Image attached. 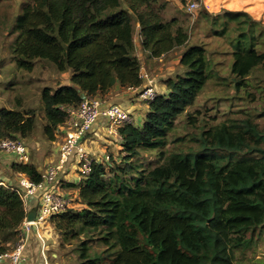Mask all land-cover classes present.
<instances>
[{
    "label": "trees",
    "instance_id": "1",
    "mask_svg": "<svg viewBox=\"0 0 264 264\" xmlns=\"http://www.w3.org/2000/svg\"><path fill=\"white\" fill-rule=\"evenodd\" d=\"M16 16L13 59L32 72L37 61L70 72V84L42 91L49 141L84 97L114 86L139 88L141 62L135 33L153 58L184 48L182 71L164 80L165 93L148 104L143 123L120 129L122 155L96 162L78 190L74 207L50 222L61 246L75 244L77 264H237L264 229V26L248 12L211 15V32L231 47V83L237 92L256 86L261 105L239 112L199 133L175 136L208 82L216 76L207 49L189 44L186 23L166 16L163 0H25ZM250 95V93H249ZM259 119L262 120L259 122ZM33 111L0 108V142L29 137ZM158 152L156 165L146 152ZM14 175L40 182L34 163L13 162ZM18 183L0 184V255L14 248L26 216ZM82 208H76V201Z\"/></svg>",
    "mask_w": 264,
    "mask_h": 264
},
{
    "label": "rangeland",
    "instance_id": "2",
    "mask_svg": "<svg viewBox=\"0 0 264 264\" xmlns=\"http://www.w3.org/2000/svg\"><path fill=\"white\" fill-rule=\"evenodd\" d=\"M24 1L0 0V108L5 107L34 112L36 117L35 130L29 137L19 138V140L29 149L30 163H43L44 165L49 158L48 151L55 154L58 145L57 143H51L44 133L46 117L42 103V91L45 87L54 90L58 85L67 82L70 72L60 73L52 64L46 61H37L32 72L21 71L17 68L12 50L17 37L14 27L16 16L21 11V4ZM163 1L166 2L167 17L175 16L186 23L190 38L188 45L200 44L206 47L213 64L214 73H216V76L208 82L194 105L187 109V114L193 115L197 122L193 126H189L186 114L178 120L177 130L174 135H187L186 142L189 144L188 140L192 133L197 135L203 127L216 125L239 112L254 113L262 103L260 92L256 86L240 92L235 90L234 84L231 83L232 77L230 75L232 64L231 47L224 38L215 36L211 32L209 21L201 14V11H206L211 15L222 13L224 10L245 11L264 26V0ZM192 3H197L198 5L194 13L189 12V7ZM184 50V48L175 49L162 57V59L141 57L140 62L146 70L143 72L157 79L156 89L158 93L160 89L163 92L161 84L165 79L173 77L182 71L179 60ZM150 69L153 71L150 72ZM263 80L264 72L257 70L252 77V81L256 83ZM133 103L141 107L131 110L134 124L139 126L143 122L148 105L142 101H134ZM261 121L259 119V122ZM104 142L106 143V141ZM115 144L114 148L108 146L104 150L103 147L107 144L102 145V148H98L99 153L103 152V155L100 156L102 160L105 159V155L109 156V160H104L105 164H110L112 160H118L122 155V150L118 148L119 142L116 141ZM91 145L95 146L94 143ZM144 158L147 163L153 165L159 162L157 151L144 153ZM14 161L12 154L0 150V178L7 176V169ZM6 184L8 185V183ZM72 197L74 196L72 195ZM75 203H77L76 208H82L78 200ZM58 242L60 247H55L60 256L58 264H77L75 244L61 246L60 236ZM237 255V264H264V229L253 249L246 252L244 257L240 253Z\"/></svg>",
    "mask_w": 264,
    "mask_h": 264
},
{
    "label": "built area",
    "instance_id": "3",
    "mask_svg": "<svg viewBox=\"0 0 264 264\" xmlns=\"http://www.w3.org/2000/svg\"><path fill=\"white\" fill-rule=\"evenodd\" d=\"M198 8L197 3H192L189 12L194 13ZM143 84L139 88H129L136 92L138 99L147 105L157 95L156 81L148 73L141 71ZM69 120L59 127L58 157L48 163L42 170L41 181L33 182L29 177L20 174L18 186L19 193L24 202L27 213L35 204L37 210L33 221H27V213L19 231V239L14 248L0 255V264H24L27 259V249L32 233L36 232L38 238L40 229L46 227L54 215L61 214L74 207V200L60 189L61 175L74 164L77 167L79 180L85 179L91 173L96 162L109 160L94 157L89 152L86 141L98 124L101 117L105 119L109 135L121 140L120 129L128 124H134L132 112L121 104L104 105L99 97H84L77 109H69ZM60 135V136H59ZM0 150L12 154L15 162L29 163V149L19 139H4L0 142Z\"/></svg>",
    "mask_w": 264,
    "mask_h": 264
},
{
    "label": "crops",
    "instance_id": "4",
    "mask_svg": "<svg viewBox=\"0 0 264 264\" xmlns=\"http://www.w3.org/2000/svg\"><path fill=\"white\" fill-rule=\"evenodd\" d=\"M135 45H136V56L139 58L140 61H141V57H145L149 59H162V57L153 58L146 51L142 49L141 39L139 36L138 29L135 33ZM141 69L142 71L145 70L142 63H141ZM152 71L153 70L150 69V72ZM155 81L157 82V79H155ZM69 84L70 83L68 80L67 82L61 85H69ZM161 85L163 88L162 89L163 92L160 89L159 93L162 94L166 92V86L163 83ZM98 97L103 100L105 106L110 105V104H121L129 108L130 110H135L137 107L141 108L140 105H135V103H133L134 101H140L136 95V92L133 90H130L129 88L127 89L122 88L119 85L114 86L108 93L104 94L103 96L99 95ZM133 97H136V98H133ZM147 111H148V106L146 108V112ZM101 140L106 141V143L104 141L101 142ZM59 141H60V138L59 140L55 142H51V143L53 144L57 143L58 145ZM116 141L119 142V146L117 145L118 148L122 150L121 141L108 134L106 125H105V119L101 117L98 124L94 127L93 132L88 136L87 141H86V146L89 152H91L93 156L95 155L94 157L100 158V156L103 155V152L99 153L98 148L100 147L102 148V145H106V144L107 145L103 147L104 150L108 146L114 148L116 146L115 144ZM93 143L95 144V146L91 145ZM48 154H49V158L47 159L48 161H45L44 165L43 163L42 164L34 163L37 166V168L41 171L46 167L48 163L57 159L58 149L55 154L51 153V151H48ZM18 179H19V175H14L11 168L9 167V169H7V176L0 178V184L7 185L6 183H8V185H10L13 183H18ZM60 179H61L60 189L64 193H66L69 196L72 194L76 196L78 195L77 189L69 188L67 186L69 183L76 184L80 181L78 173H77L76 165L74 164L70 165L66 169L65 173L61 175ZM30 208L31 209L35 208V204L34 203L31 204ZM39 234L42 236V240L38 238L36 232L32 233L30 237V241H29V246L27 249V254H26L27 259L24 264H58L60 262V256L55 250V247L57 248L60 247V243L58 242L59 235L57 234V231L54 225L52 224V222H50L43 229H40ZM49 253H51L52 255L50 254L51 256L50 255L48 256Z\"/></svg>",
    "mask_w": 264,
    "mask_h": 264
},
{
    "label": "water",
    "instance_id": "5",
    "mask_svg": "<svg viewBox=\"0 0 264 264\" xmlns=\"http://www.w3.org/2000/svg\"><path fill=\"white\" fill-rule=\"evenodd\" d=\"M36 208H33L32 210H30L28 213H27V221H33L36 217Z\"/></svg>",
    "mask_w": 264,
    "mask_h": 264
}]
</instances>
